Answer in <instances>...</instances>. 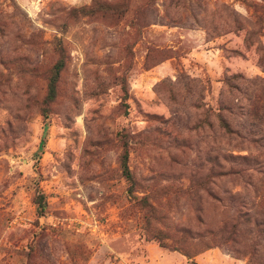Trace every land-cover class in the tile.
<instances>
[{
    "label": "rangeland",
    "instance_id": "374dc122",
    "mask_svg": "<svg viewBox=\"0 0 264 264\" xmlns=\"http://www.w3.org/2000/svg\"><path fill=\"white\" fill-rule=\"evenodd\" d=\"M0 264H264V0H0Z\"/></svg>",
    "mask_w": 264,
    "mask_h": 264
},
{
    "label": "trees",
    "instance_id": "16d2710c",
    "mask_svg": "<svg viewBox=\"0 0 264 264\" xmlns=\"http://www.w3.org/2000/svg\"><path fill=\"white\" fill-rule=\"evenodd\" d=\"M64 66H65V61L63 59H59L52 67L51 74L48 79V91L46 95L47 102L54 101L57 96L58 81ZM121 169L124 177L129 183L130 190L132 191V189L135 186L136 180L129 165V152L127 149L124 151V154L122 156ZM35 202L38 206V210L40 213L43 212L47 207L46 197L42 193L36 195ZM157 238H159L160 241L164 242L163 241L164 236L161 235L160 233L157 234Z\"/></svg>",
    "mask_w": 264,
    "mask_h": 264
}]
</instances>
